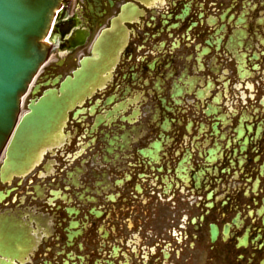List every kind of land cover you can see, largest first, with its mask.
I'll use <instances>...</instances> for the list:
<instances>
[{"label": "flooded vegetation", "instance_id": "flooded-vegetation-1", "mask_svg": "<svg viewBox=\"0 0 264 264\" xmlns=\"http://www.w3.org/2000/svg\"><path fill=\"white\" fill-rule=\"evenodd\" d=\"M52 11L25 111L73 99L36 165L0 157V264H264V0Z\"/></svg>", "mask_w": 264, "mask_h": 264}, {"label": "water", "instance_id": "water-1", "mask_svg": "<svg viewBox=\"0 0 264 264\" xmlns=\"http://www.w3.org/2000/svg\"><path fill=\"white\" fill-rule=\"evenodd\" d=\"M56 1L0 0V153L12 136L3 173L19 172L38 163L43 146L53 138L66 105L73 99L67 94L60 98L56 90L47 91L31 103L16 127L20 98L41 63L40 40ZM77 83L69 79L64 86Z\"/></svg>", "mask_w": 264, "mask_h": 264}]
</instances>
